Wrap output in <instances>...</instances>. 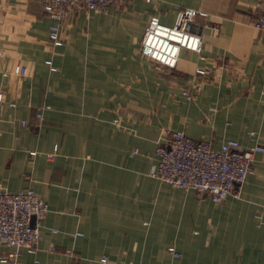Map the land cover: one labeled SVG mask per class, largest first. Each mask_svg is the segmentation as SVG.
<instances>
[{
  "label": "crops",
  "instance_id": "obj_1",
  "mask_svg": "<svg viewBox=\"0 0 264 264\" xmlns=\"http://www.w3.org/2000/svg\"><path fill=\"white\" fill-rule=\"evenodd\" d=\"M184 7L207 13L199 26L205 60L182 50L170 70L141 58L148 18L171 24ZM259 13L260 0H118L105 12L70 10L60 25L63 44L53 47L42 0H0V192L29 187L50 208L39 249L20 250L19 264H100L101 256L112 264H264V224L253 218L264 215L259 154L240 197L220 203L146 174L169 130L215 146L233 138L242 149L254 132L264 146ZM15 63L28 68L25 76L11 73ZM122 107L125 121L116 126ZM77 230L82 237L73 236ZM169 246L181 257L172 259Z\"/></svg>",
  "mask_w": 264,
  "mask_h": 264
},
{
  "label": "built area",
  "instance_id": "obj_2",
  "mask_svg": "<svg viewBox=\"0 0 264 264\" xmlns=\"http://www.w3.org/2000/svg\"><path fill=\"white\" fill-rule=\"evenodd\" d=\"M116 1L118 0H42V9L49 19L47 39L51 46L59 47L63 44L60 25L70 10L105 12ZM197 16L205 19L207 13L197 8L184 7L176 11L171 24L163 23L158 16L151 15L138 45L139 55L170 70L176 68L182 50L194 53L198 61H202L203 41L199 30V26H202L195 21ZM254 27L264 31V0H260V13L254 21ZM44 64L50 72L56 71L51 58L44 60ZM194 71L196 75L205 73L200 67H196ZM27 72L28 68L19 63L11 68V73L16 76H25ZM181 95L186 101L193 100L192 93L186 89L181 91ZM2 99L0 93V101ZM14 105L13 102L9 103L10 107ZM48 107L46 103L41 105L35 117L42 119L43 112ZM21 124L24 125L25 121L22 120ZM249 139L253 144L245 149L233 138H224L215 146L211 140H193L181 129L169 130L165 142L155 146L154 163L146 174L174 188L193 190L212 203L223 202L228 197L239 198L255 155L259 154L260 161L264 163V146L254 142V132L249 133ZM57 148V144H54L46 158H53ZM137 153L138 149L134 148L129 157ZM28 154L32 157L36 152L29 151ZM49 209L48 202L38 197L32 188L0 192V247L8 250V254L0 255L1 264H19L20 250L35 255L44 239L42 227ZM253 218L258 225L264 224L261 212L253 214ZM50 232L56 234L57 230L50 229ZM73 236L79 238L83 233L77 230ZM48 250L55 251V246L49 245ZM167 252L172 259L181 257L174 246L167 247ZM65 253L72 254L73 251L65 249ZM99 262L112 264L106 256H101Z\"/></svg>",
  "mask_w": 264,
  "mask_h": 264
},
{
  "label": "rangeland",
  "instance_id": "obj_3",
  "mask_svg": "<svg viewBox=\"0 0 264 264\" xmlns=\"http://www.w3.org/2000/svg\"><path fill=\"white\" fill-rule=\"evenodd\" d=\"M207 18H208V16L204 19V21L203 22H201V26H202V28H204V26L207 24ZM147 23V22H146ZM146 25V24H145ZM145 27V26H144ZM144 29V28H143ZM203 57H204V59L203 60H205V55L203 54ZM141 58H143V57H141ZM202 60V61H203ZM115 115H116V117H112V119L113 118H115V119H113V123H115V125L116 126H121V123L122 122H124L125 120H124V117L126 116V110L122 107L121 108V110H119L118 112H116L115 113ZM118 117H120V118H118ZM130 153V152H129Z\"/></svg>",
  "mask_w": 264,
  "mask_h": 264
}]
</instances>
